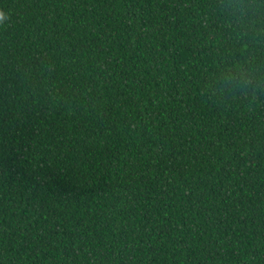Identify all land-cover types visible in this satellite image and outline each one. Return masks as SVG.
Wrapping results in <instances>:
<instances>
[{"label": "trees", "instance_id": "obj_1", "mask_svg": "<svg viewBox=\"0 0 264 264\" xmlns=\"http://www.w3.org/2000/svg\"><path fill=\"white\" fill-rule=\"evenodd\" d=\"M219 5L0 0V264H264V88L213 83Z\"/></svg>", "mask_w": 264, "mask_h": 264}, {"label": "clouds", "instance_id": "obj_2", "mask_svg": "<svg viewBox=\"0 0 264 264\" xmlns=\"http://www.w3.org/2000/svg\"><path fill=\"white\" fill-rule=\"evenodd\" d=\"M264 5L258 0H220L219 14L226 30L230 31L233 48L217 64L213 83L219 85L221 94L253 96L264 88V74L257 67V57L247 55L253 47L264 44ZM10 19V16L0 9V24ZM231 56V59H229ZM215 75V73H214ZM211 87V85H209Z\"/></svg>", "mask_w": 264, "mask_h": 264}]
</instances>
